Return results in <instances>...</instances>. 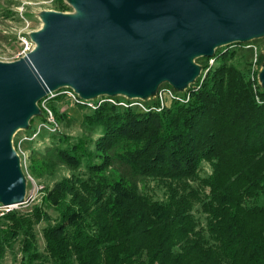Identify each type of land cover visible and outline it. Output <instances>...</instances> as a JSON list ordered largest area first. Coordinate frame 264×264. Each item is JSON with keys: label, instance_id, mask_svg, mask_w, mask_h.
I'll use <instances>...</instances> for the list:
<instances>
[{"label": "trees", "instance_id": "1", "mask_svg": "<svg viewBox=\"0 0 264 264\" xmlns=\"http://www.w3.org/2000/svg\"><path fill=\"white\" fill-rule=\"evenodd\" d=\"M200 60L206 73L186 103L79 107L99 137L51 135L69 174L40 208L4 217L0 250L21 236V264H264V87L254 70L264 56L255 39ZM204 163L211 172L201 177ZM36 222L46 224L44 253Z\"/></svg>", "mask_w": 264, "mask_h": 264}, {"label": "water", "instance_id": "2", "mask_svg": "<svg viewBox=\"0 0 264 264\" xmlns=\"http://www.w3.org/2000/svg\"><path fill=\"white\" fill-rule=\"evenodd\" d=\"M75 14L47 12L23 58L0 62V205L26 202L12 146L39 116L48 93L145 99L166 83L176 90L199 76L197 58L264 37V0H70ZM264 55V52H263ZM264 87V62L259 73Z\"/></svg>", "mask_w": 264, "mask_h": 264}, {"label": "rangeland", "instance_id": "3", "mask_svg": "<svg viewBox=\"0 0 264 264\" xmlns=\"http://www.w3.org/2000/svg\"><path fill=\"white\" fill-rule=\"evenodd\" d=\"M60 1L0 0V62L11 63L17 61L34 49L35 45L32 42L31 34L37 32L43 27L44 23L42 16L45 13L57 12L70 15L75 14V9L71 5L70 0ZM256 41L257 47L261 53H263L264 37L256 39ZM201 63L202 60L198 61L197 63L195 62V64L200 68L199 76L197 78L201 77L200 79H203L204 76L202 77V74L204 75L206 72L202 71ZM212 64L213 60H210L208 65L211 66ZM261 69L262 66L259 68H254L255 73H257L256 78L259 84V73ZM161 85L150 97L139 99V101H142L143 105L148 107L149 111L152 110L155 112H161L174 102L173 99L171 100L167 96H163V108H161L160 111H156V109L161 107V103L158 101V93L160 89L162 90L170 88L171 91L176 93L177 96L181 97L186 102L190 98L188 93L190 86L182 90H176L167 85ZM37 107L39 109L40 115L32 117V121H29L28 123V128L18 130L12 138V146L19 157L20 169L25 179L26 202L17 206H9L7 209L0 208V227H2L4 217L8 214H27L31 213L35 208H40L46 188L51 187L53 183L61 176H67L69 174L68 169L64 165L58 163L54 156H52L51 151L52 147L54 146L53 138L51 136L52 134L65 135L71 139L83 138L86 140H94L99 137L100 134L99 131H95L91 134L86 128L83 127V115L87 114V110H81L79 107L71 106L67 102L61 100L54 101V103L49 101L46 107L50 108L51 111H56V117L53 113L54 120L57 125L56 133H51L49 130L42 128L38 135L32 138V140L22 143V151H19L16 146V140L20 137H25L24 135L31 136L33 130L36 129L39 125V122L42 121L41 118L44 112L45 104L44 107H42L41 102H38ZM135 109L140 110L139 108ZM202 169L203 170L200 172L201 177L206 174H210L211 172L210 166L205 163L202 165ZM105 173L107 175H113L114 177H117L118 175L117 170H114L113 168H108ZM45 210L48 215L51 216V219L55 217L56 214L52 209ZM195 215L196 218L200 219L201 221L203 220V217L200 216L201 213L199 211H197ZM44 227H46L44 222L39 224L36 222L35 225H33L32 230L36 249L40 253H44V239L42 234ZM1 234L2 232H0V235ZM21 240L22 239L20 236L15 241L9 242L10 244H4L3 248L1 249L2 251L0 250V253H4L3 257L0 258V264L22 263L23 256H21Z\"/></svg>", "mask_w": 264, "mask_h": 264}, {"label": "built area", "instance_id": "4", "mask_svg": "<svg viewBox=\"0 0 264 264\" xmlns=\"http://www.w3.org/2000/svg\"><path fill=\"white\" fill-rule=\"evenodd\" d=\"M158 95H159L158 101L159 103H161V107L156 109V111H160V109L163 108V99H164L162 98L163 96L165 97L167 96L171 100L173 99L174 101H178L181 103L186 102L181 97L177 96L176 93L171 91L170 88H166L162 90L160 89ZM58 97L61 98V101H65L71 106L83 107L90 111L96 110L99 106L103 104H109V105L120 107L123 109L139 108L140 110L145 111V112L149 111L148 107L143 105L142 101H139V99H128L126 97H122L119 95L118 96L101 95L93 99L86 100V99L81 98L71 88H68V87L60 88L57 91L48 93L43 99H41V101H39L41 102L42 107H44V104H45L44 112H43V119L41 122H39L38 127L33 130V133L31 136L24 135L25 137H20L19 139L16 140V146L19 151L21 150L22 143L28 140H32V138L38 135L39 131L42 128L49 130V132L51 133H56L57 125L55 123L53 113L50 108L46 107V105L48 104L49 101H52ZM0 208L7 209L9 208V206L4 207L0 205Z\"/></svg>", "mask_w": 264, "mask_h": 264}]
</instances>
